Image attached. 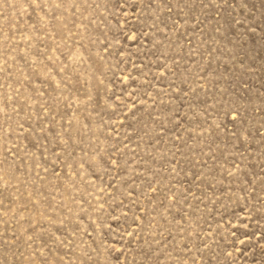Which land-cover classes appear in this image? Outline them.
<instances>
[{
    "label": "rangeland",
    "instance_id": "1",
    "mask_svg": "<svg viewBox=\"0 0 264 264\" xmlns=\"http://www.w3.org/2000/svg\"><path fill=\"white\" fill-rule=\"evenodd\" d=\"M0 264H264V0H0Z\"/></svg>",
    "mask_w": 264,
    "mask_h": 264
}]
</instances>
